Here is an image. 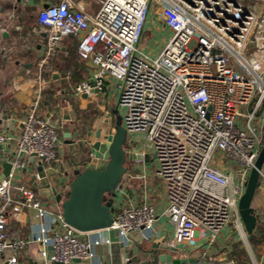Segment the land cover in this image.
<instances>
[{"label":"built area","instance_id":"built-area-1","mask_svg":"<svg viewBox=\"0 0 264 264\" xmlns=\"http://www.w3.org/2000/svg\"><path fill=\"white\" fill-rule=\"evenodd\" d=\"M151 6L161 10L170 29L155 56L141 46ZM38 20L46 34L42 62L66 37H79V53L93 66L96 84H77V94L92 95L105 81L115 83L129 143L142 155L155 154V174L167 193L164 214L174 235L158 236L151 203H114L110 227L79 231L65 221L61 208L51 216L41 194L25 185L14 211L29 207L50 222L35 236L11 237L5 207L13 203L10 190L17 186L10 172L0 180V254L8 248L15 253L6 264H29L17 254L34 243L44 261H92L96 246L111 242L110 229L125 247L137 231L144 240L163 243L166 251L200 253L196 264H236L209 251L223 234L232 235L226 232L231 227L246 241L239 201L264 146V0H101L93 15L80 2L63 0L42 7ZM35 105L17 138L12 163L19 169L25 157H33L46 170L57 155L61 125L37 114ZM11 138L0 132V144ZM251 206L258 219L256 211L264 209V164ZM88 233L93 234L85 238Z\"/></svg>","mask_w":264,"mask_h":264},{"label":"crops","instance_id":"crops-1","mask_svg":"<svg viewBox=\"0 0 264 264\" xmlns=\"http://www.w3.org/2000/svg\"><path fill=\"white\" fill-rule=\"evenodd\" d=\"M62 1L0 0V132L12 137L8 142L0 144V175L4 171L3 164L16 159L17 138L23 128V120L36 103L37 114L61 125L56 158L45 172L50 184L67 196L76 170L85 167L86 158L90 154V149H87L89 144L98 139L105 140L109 134L114 133L119 115L123 121L124 109L119 105L118 91L112 81H105L101 88L96 87L92 95L75 92L76 85L83 81L96 84L93 66L79 53V37H66L60 43L57 53L42 62L45 57L46 34L39 24V11L48 4H60ZM74 1L84 5L89 15L95 14L101 6V0ZM151 30L160 39L165 38L167 41L170 37V29L165 24L161 10L155 6L150 7L144 32ZM98 45L96 42L95 47L98 48ZM67 115L70 119L66 118ZM68 132H71L72 140H75L73 143H69L70 139L65 136ZM146 154H149L148 160L136 159L127 163L128 170L117 188L114 203L153 204L157 213L155 231L160 237L170 238L174 235V229L164 214L167 207L166 189L155 174V154L151 150H147ZM24 160L25 166L17 172L13 166L11 172L17 187L10 190L13 203L5 207L9 218L7 233L11 237L20 238L35 236L43 224L50 222L48 216L38 217L32 208L23 207L18 212L13 209V205L22 198L20 186L28 185L39 192V187L35 186L36 182H40L39 163L33 157H25ZM42 199L51 207V216H55L61 208V202L44 196ZM2 203L0 199V208ZM256 214L260 229L256 228L252 234L246 230L245 242L237 230L231 227L226 232L232 235L223 234L209 253L218 259H234L236 264H264V209H258ZM55 226L59 227L57 223ZM92 234H85L84 237L89 238ZM154 242L135 238L132 245L126 247L128 253L125 255L126 261L130 256H135L134 262L125 264H143L144 261L152 260V254L147 250L151 249ZM38 248L37 243L29 244L19 251L17 257L29 264H64L41 260ZM164 251L162 249L159 252ZM192 251L172 253L174 258H182L189 257ZM14 254L11 248L5 250L0 254V264H6ZM99 261L107 264L104 255L99 253L92 261L74 260L69 264H97ZM205 261L197 264H204Z\"/></svg>","mask_w":264,"mask_h":264},{"label":"water","instance_id":"water-1","mask_svg":"<svg viewBox=\"0 0 264 264\" xmlns=\"http://www.w3.org/2000/svg\"><path fill=\"white\" fill-rule=\"evenodd\" d=\"M70 119V116H66ZM73 143L71 132L65 134ZM97 136H100L98 131ZM87 148V147H86ZM90 154L86 158L83 170H76L75 178L67 196L51 185L42 164L38 165L40 182L35 183L39 187L42 196L61 202V209L65 221L75 229L83 232L94 231L110 227L113 222L114 201L117 188L120 186L124 174L128 170L127 163L136 159H149V154L142 155L137 148H133L128 141V132L119 115L116 120L115 132L107 136L105 140L98 139L89 144ZM264 164V146L252 169L247 182L246 190L239 201V208L246 230L252 233L257 223V216L251 206L257 186L260 183V170ZM4 171L0 180L10 174L13 169L12 162L3 164ZM19 168H15L17 172ZM110 243L96 246V251L104 255L107 264L133 263L135 256L125 260L128 249L119 242V238L113 229H110ZM133 236L144 240V236L137 231ZM165 250L163 253L160 250ZM173 251H179L174 247L166 251L161 242H154L147 252L152 254V260L144 261L143 264H184L196 263L201 257L200 253L192 252L189 257L174 258Z\"/></svg>","mask_w":264,"mask_h":264},{"label":"rangeland","instance_id":"rangeland-1","mask_svg":"<svg viewBox=\"0 0 264 264\" xmlns=\"http://www.w3.org/2000/svg\"><path fill=\"white\" fill-rule=\"evenodd\" d=\"M164 32L166 33V30H164ZM166 42L167 41L165 40V38L160 39L159 36H157L155 34V32H153V30H151L149 32H144L142 42H141V46L143 47V50L145 52L149 53L150 55L155 56L164 47ZM247 56L249 58H252L253 60L255 58H257L256 56H254L252 54L247 55ZM142 139H143L142 137L137 139V143H140L142 141Z\"/></svg>","mask_w":264,"mask_h":264},{"label":"trees","instance_id":"trees-1","mask_svg":"<svg viewBox=\"0 0 264 264\" xmlns=\"http://www.w3.org/2000/svg\"><path fill=\"white\" fill-rule=\"evenodd\" d=\"M259 226H260V224H258V222H257L256 225H255V228H254L253 232L256 230V228H257V229H260ZM253 232H252V233H253ZM252 233H251V234H252Z\"/></svg>","mask_w":264,"mask_h":264}]
</instances>
